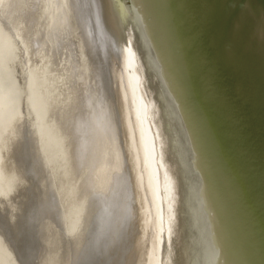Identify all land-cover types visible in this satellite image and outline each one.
Masks as SVG:
<instances>
[{
    "label": "bare ground",
    "instance_id": "6f19581e",
    "mask_svg": "<svg viewBox=\"0 0 264 264\" xmlns=\"http://www.w3.org/2000/svg\"><path fill=\"white\" fill-rule=\"evenodd\" d=\"M112 2L117 27L106 0H0V264H240L142 4Z\"/></svg>",
    "mask_w": 264,
    "mask_h": 264
},
{
    "label": "water",
    "instance_id": "95a60500",
    "mask_svg": "<svg viewBox=\"0 0 264 264\" xmlns=\"http://www.w3.org/2000/svg\"><path fill=\"white\" fill-rule=\"evenodd\" d=\"M140 3L240 264H264V0ZM25 178V194L36 201L40 181L33 173ZM17 189L11 187L12 198ZM35 234L24 252L43 246ZM22 241H9L6 252Z\"/></svg>",
    "mask_w": 264,
    "mask_h": 264
},
{
    "label": "rangeland",
    "instance_id": "374dc122",
    "mask_svg": "<svg viewBox=\"0 0 264 264\" xmlns=\"http://www.w3.org/2000/svg\"><path fill=\"white\" fill-rule=\"evenodd\" d=\"M106 1H107V6H108V10H109L108 13L110 15L111 21L115 22L114 23L115 26L116 25L118 26L119 25V20H120V12H119V10H117V8L114 7L116 5H114V3L112 2V0H106ZM123 1H125L126 3H128L127 0H123Z\"/></svg>",
    "mask_w": 264,
    "mask_h": 264
}]
</instances>
